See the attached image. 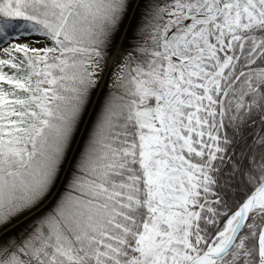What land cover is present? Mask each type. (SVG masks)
Listing matches in <instances>:
<instances>
[{
    "label": "snow or ice",
    "instance_id": "1",
    "mask_svg": "<svg viewBox=\"0 0 264 264\" xmlns=\"http://www.w3.org/2000/svg\"><path fill=\"white\" fill-rule=\"evenodd\" d=\"M0 264H264V0H0Z\"/></svg>",
    "mask_w": 264,
    "mask_h": 264
}]
</instances>
